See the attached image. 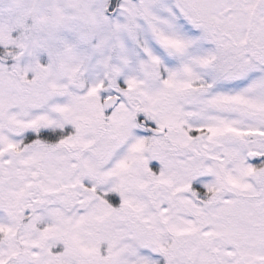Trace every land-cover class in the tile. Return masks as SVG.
Wrapping results in <instances>:
<instances>
[{"label": "snow or ice", "instance_id": "6c2138e0", "mask_svg": "<svg viewBox=\"0 0 264 264\" xmlns=\"http://www.w3.org/2000/svg\"><path fill=\"white\" fill-rule=\"evenodd\" d=\"M0 264H264V0H0Z\"/></svg>", "mask_w": 264, "mask_h": 264}]
</instances>
